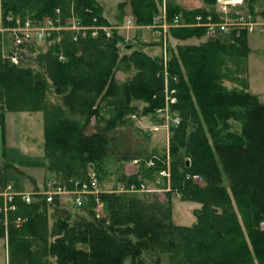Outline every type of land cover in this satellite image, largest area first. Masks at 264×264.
Segmentation results:
<instances>
[{"label": "trees", "instance_id": "1", "mask_svg": "<svg viewBox=\"0 0 264 264\" xmlns=\"http://www.w3.org/2000/svg\"><path fill=\"white\" fill-rule=\"evenodd\" d=\"M204 2L207 6L185 8L172 0H126L119 8L129 4L140 27L152 24L163 5L168 22L175 15L187 24L199 14L216 20V0ZM253 2L248 0L247 7L256 13ZM45 19L62 28L73 21L87 27L111 24L97 0H0V127L5 128L6 112H44V157L54 179H87L88 165L95 164L94 172L104 181L105 132L132 121V115L149 116L163 108L166 85L176 98L170 109L181 121L170 126L169 182L160 175L167 169L165 155L132 159L139 169L118 179L125 189L143 184L169 188L165 201L156 192L152 197L103 192L104 215L96 213L94 198L88 196L83 214L72 220L58 199L47 204L37 197L27 204L16 197V208L6 215V235L0 211L8 264H264V102L248 86L227 88L222 71L227 52L247 57L248 33L228 34L230 42L216 38L191 45L181 41L203 36L206 28L170 27L166 62L146 53L137 34L140 47L121 55L123 37L117 29L110 37L102 29L85 37L59 29L43 44L20 48L11 35L7 44L2 29L25 20L40 25ZM161 41L157 36L154 45ZM43 45L47 51H41ZM13 52L18 64L11 61ZM26 55L32 63L24 61ZM119 70L129 73L124 81L115 77ZM49 90L61 97L66 110L49 105ZM93 117L104 121L103 132L86 133ZM10 167L5 163L0 174L3 187ZM194 174L202 183L188 177ZM178 195L200 204L190 226L173 222L171 202ZM18 218L23 219L19 226Z\"/></svg>", "mask_w": 264, "mask_h": 264}, {"label": "rangeland", "instance_id": "2", "mask_svg": "<svg viewBox=\"0 0 264 264\" xmlns=\"http://www.w3.org/2000/svg\"><path fill=\"white\" fill-rule=\"evenodd\" d=\"M100 6L103 8L105 15L115 23L120 25L124 24V18L130 15L133 19L131 8L130 10L119 8V3L126 0H97ZM176 4L185 8H197L204 7L207 4L204 0H172ZM257 10H264V0H254L253 2ZM129 5V4H128ZM130 6V5H129ZM216 6V5H215ZM67 26L63 27L66 29ZM62 29V27L60 28ZM4 37L7 40V44L10 45V31H5ZM135 30H124L120 34L122 37H126V33L133 36L136 40ZM264 33L257 31L252 36V41L262 44L264 46ZM140 34V40L142 42V49L151 55L161 56L157 46L152 42V37L147 34ZM221 40L230 42L227 35L221 34L219 37ZM206 40H212L205 37V34L201 37H191L187 40L181 41L183 44H199ZM136 44L129 45L125 48L121 43L120 54L129 53L133 49L140 47ZM8 50V47H7ZM48 46L43 45L41 51H47ZM264 50V49H263ZM30 51V48L26 49L23 53ZM152 51V53H151ZM33 57L38 51L30 52ZM228 55H224V66L222 71L225 74L224 85L229 88L241 89L252 85V89L260 93L259 99L264 102V57H258L255 55H249L243 57L236 52H227ZM236 54V55H235ZM264 54V53H263ZM24 57V61L27 63L29 60ZM32 63V61L28 62ZM262 70V74H258ZM129 73L123 70L116 72V79L118 81H124L128 77ZM47 101L49 105H60L65 110L66 107L63 105L60 96L56 95L53 90L47 92ZM140 105V106H139ZM138 106L141 108L142 103L139 102ZM44 112H13L8 113L5 121V128L0 127V170L2 175V169L5 167V163L9 162L13 164L20 171L14 170L13 168H7L6 180L7 183L11 182L15 188L20 190H30L35 187L38 183H43L45 179L52 177V172L48 169V160L44 157ZM104 115L110 116L108 107H105ZM132 121L126 124L119 125L115 129H107L105 132L107 137V153L102 162V170L100 174L105 178L104 182L108 189H113V192L127 194V195H138L142 196L144 192L148 194V197H152L151 192L141 191V189H132L134 191H126L124 187H120L118 181L121 173L130 175L135 173L139 169V165L134 163L132 159L139 157L145 161L148 156L149 159L160 158V155H165L167 161H169V141L171 132H160L157 134L147 132V125L153 121L152 117H131ZM232 128L234 130L240 129V124L237 121L231 120ZM104 121L101 119L92 118L89 126L86 128L87 134L103 132ZM3 128V129H2ZM5 135V136H4ZM3 137L6 138L4 145ZM148 160V159H147ZM95 165V164H94ZM89 164L87 171H96L95 166ZM138 165V166H137ZM169 182V180H168ZM202 183V179L198 181ZM36 183V184H35ZM146 185V184H143ZM142 187V186H141ZM151 189H156L153 186L146 185ZM135 188V187H134ZM3 189L2 183L0 184V190ZM169 190V188L167 189ZM161 192L156 189V195L160 201H165L166 191ZM145 194V193H144ZM65 207L70 211L72 220L78 215H82L81 208L75 207L73 201L69 197L65 198ZM171 214L175 224L192 225L196 222V216L194 211L200 207V204L194 201L181 200L179 195L174 197L171 202ZM101 213V211H100ZM105 212L102 210V214ZM53 222V218H50ZM3 228L6 235V223L3 222ZM0 264H7L6 252L4 246L0 240ZM165 264V262L163 263Z\"/></svg>", "mask_w": 264, "mask_h": 264}, {"label": "built area", "instance_id": "3", "mask_svg": "<svg viewBox=\"0 0 264 264\" xmlns=\"http://www.w3.org/2000/svg\"><path fill=\"white\" fill-rule=\"evenodd\" d=\"M244 0H217V7L215 14L217 19H213L212 14H207L206 19L204 20L202 15L196 16V21L194 24H187L182 21L180 15H175L171 22H168L166 17L165 5L162 6L161 11L158 15L153 18L152 24L149 26L152 29H155L157 36H160L162 39L161 43V52L163 54L164 62H166L167 55V30L170 27H183V26H200L206 28V37L215 39L221 34H239L241 31H246L249 34H255L257 31L264 33V14L262 13H253L249 9L238 8V6L243 5ZM125 25L123 28L129 29L135 27V24L131 18H126ZM61 27L55 26L51 19H45L44 23L40 25L32 24L30 20H25L22 24L17 27L8 29L12 32L13 36V45L16 48L22 46H27L32 42L42 43L45 40L49 39L52 33L56 30H59ZM66 29L75 31V34H81L82 37H85L90 31L92 35H97L98 30L102 29L105 31L106 36L110 37L112 34L113 27L110 26H82L76 21H73L70 26H67ZM136 43L133 38L126 36L124 38V44ZM11 61L14 64L19 63L18 56L16 52H13L11 55ZM174 90H169L165 88V106L161 109H158L154 114V120L151 124L147 125L146 129L149 133H157L161 130H164L166 133L169 132L171 125H178L181 121L179 114L172 112L170 109V104L176 102V98L172 95ZM135 117V116H133ZM136 163L137 161L134 160ZM154 162L150 161L149 165H153ZM161 175L170 177L169 170V161H167V169L160 172ZM193 180L199 181L201 177L198 174L188 175ZM71 184L72 187L68 188L67 184ZM68 183H61L55 179L46 180L40 187L37 189H32L28 191H17L14 189L12 184H7L4 189L0 192L2 197V207L0 211L5 216L9 211L16 208L13 203L16 197H20L21 200L27 204L31 203L35 198L41 197L45 200L46 203L51 204L55 199H59L62 203V198L69 197L74 206L82 207L86 198L88 196H93L96 203L95 211L98 215L102 214V203L100 201V194L103 192H109L106 187V184L102 182L95 172H89L88 178L81 179H71ZM142 190L145 191H154V189L147 188L142 186ZM101 211V213H100ZM23 219L18 218L16 220V225L19 226L22 223Z\"/></svg>", "mask_w": 264, "mask_h": 264}, {"label": "crops", "instance_id": "4", "mask_svg": "<svg viewBox=\"0 0 264 264\" xmlns=\"http://www.w3.org/2000/svg\"><path fill=\"white\" fill-rule=\"evenodd\" d=\"M103 9V8H102ZM124 9H128V10H130V6L129 5H126V7L124 8ZM103 14H104V16L107 18V20L110 22V24L111 25H120V24H118V23H115V21L114 22H112L106 15H105V12H104V10H103ZM128 16V15H127ZM126 16V17H127ZM130 16V15H129ZM125 17V18H126ZM124 18V19H125ZM129 30H135L134 32H135V35L137 34V35H139L140 36V34H142V35H148V36H151L152 37V42L154 43V41H157V32L155 31V29H152V28H150V27H147V26H145V27H134V28H131V29H129ZM122 33L124 32V30H120ZM261 35H263V34H261ZM143 36V37H144ZM252 36L253 35H249L248 36V47H249V53H248V55L247 56H253V55H255V56H260V57H264V46H262V44H260V43H257V42H253L252 41ZM264 36V35H263ZM156 48H158L159 49V51H161V48L157 45V47ZM151 53H152V51H151ZM258 74H262V70H260V72L258 73ZM248 89L252 92V93H254V94H256V95H258V97L260 96L261 97V95H260V93H258V92H256V90H253L252 89V85L251 86H248ZM8 113H13V112H6V115H5V121H6V116H7V114ZM144 117V116H143ZM145 117H152V119L154 120L155 118L153 117V115H149V116H146L145 115ZM152 120V121H153ZM160 132H165L164 130H161V131H159L158 133H160ZM166 133V132H165ZM155 134H157V133H155ZM5 136V135H4ZM4 138V137H3ZM5 142H6V138L4 139V145H5ZM43 150H44V146H43ZM44 152V151H43ZM6 163H9V162H6ZM9 164H11V163H9ZM12 166H13V164H11ZM138 166V165H137ZM13 169L14 170H17V171H20V169H18V168H16L15 166H13ZM158 180L160 179L159 177L157 178ZM36 184V183H35ZM41 183H38V184H36L37 186H39ZM161 192H163V191H165V190H163V189H159ZM167 190V189H166ZM1 191V190H0ZM263 226H264V223H263ZM0 240H1V242H2V244H3V246H4V250H5V252H6V258H7V264H8V249H7V239H6V237H2V238H0Z\"/></svg>", "mask_w": 264, "mask_h": 264}]
</instances>
